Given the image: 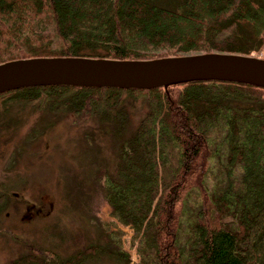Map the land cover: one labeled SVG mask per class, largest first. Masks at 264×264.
<instances>
[{
  "label": "trees",
  "instance_id": "obj_1",
  "mask_svg": "<svg viewBox=\"0 0 264 264\" xmlns=\"http://www.w3.org/2000/svg\"><path fill=\"white\" fill-rule=\"evenodd\" d=\"M263 49L264 0H0V62ZM11 93L113 114L116 162L99 174L112 223L131 228L140 244L133 264H264L263 87L216 80L166 89L36 85L0 98ZM128 97L144 109L130 129ZM218 152L223 174L208 185ZM106 227L102 236L120 247L121 228ZM95 251L89 245L56 262L77 264ZM118 254L130 260L124 250ZM21 261L51 264L35 253L12 264Z\"/></svg>",
  "mask_w": 264,
  "mask_h": 264
},
{
  "label": "rangeland",
  "instance_id": "obj_2",
  "mask_svg": "<svg viewBox=\"0 0 264 264\" xmlns=\"http://www.w3.org/2000/svg\"><path fill=\"white\" fill-rule=\"evenodd\" d=\"M256 55L264 57V49ZM15 94L0 98V264H12L28 253L63 264L57 258L64 261L89 245L96 251L77 264L136 262L138 241L132 240L131 228L112 223L101 188L99 169L112 170L119 145L113 114L73 111L61 102L54 105L53 98H43L40 105L38 96ZM127 99L130 129L144 109L140 101ZM223 158L215 153L208 185L221 178ZM102 225L108 227L106 233L121 228L120 247L111 236L106 241ZM119 249L130 260L121 258Z\"/></svg>",
  "mask_w": 264,
  "mask_h": 264
},
{
  "label": "water",
  "instance_id": "obj_3",
  "mask_svg": "<svg viewBox=\"0 0 264 264\" xmlns=\"http://www.w3.org/2000/svg\"><path fill=\"white\" fill-rule=\"evenodd\" d=\"M211 80L264 88V57L201 51L148 58L37 55L0 62V93L36 85L166 89L169 85Z\"/></svg>",
  "mask_w": 264,
  "mask_h": 264
}]
</instances>
